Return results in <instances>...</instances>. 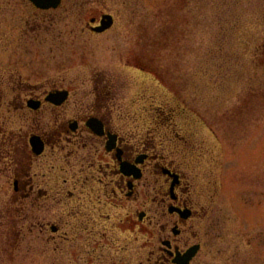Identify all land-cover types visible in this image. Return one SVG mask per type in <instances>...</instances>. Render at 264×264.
I'll return each mask as SVG.
<instances>
[{"label":"rangeland","instance_id":"rangeland-1","mask_svg":"<svg viewBox=\"0 0 264 264\" xmlns=\"http://www.w3.org/2000/svg\"><path fill=\"white\" fill-rule=\"evenodd\" d=\"M97 86L117 130L142 140L149 118L168 123L157 150L208 212L190 221L204 246L191 264H264V0H0V264L153 262L163 219L149 170L135 200L118 198L89 168L102 155L86 134L51 136L38 157L27 146L89 113ZM53 89L70 93L64 106L22 107Z\"/></svg>","mask_w":264,"mask_h":264},{"label":"flooded vegetation","instance_id":"flooded-vegetation-1","mask_svg":"<svg viewBox=\"0 0 264 264\" xmlns=\"http://www.w3.org/2000/svg\"><path fill=\"white\" fill-rule=\"evenodd\" d=\"M89 27H91L90 24ZM97 87L98 90L103 88V86ZM96 89L91 93L94 98L97 96V101L94 102L93 100L92 104L90 103L92 106H89V113L80 114L68 122L58 127L56 126L47 133H29L26 137L27 146L31 148L32 154L38 157L48 147L49 137L51 136H59L60 142L63 137L64 140L71 138L73 145L82 138L83 134H86L93 141L99 143V148H97L96 152L102 155L89 168L93 170L94 164L96 166V163H98L96 166L98 167L96 168L98 170L97 181L104 187L105 182L102 177L108 178L110 176L113 182L112 194L114 196L117 195L118 198L121 196L130 200L135 198L137 184L145 178L147 170H149L151 175L154 176L151 177L155 179V184L160 187L158 194L160 196L158 202L160 209L158 210L160 211L159 215L163 219L161 220L163 221L161 223L162 231L159 234V240L150 251L149 261L153 259L151 264H177L179 258L183 257L188 251H192V257L188 262V264H191L200 255L204 246L202 241L194 240L197 239L198 234L196 235L192 231L193 226L190 221L205 217L208 212L204 207H199L200 203L192 200L190 182L181 167L171 158L157 150L156 134L161 128L167 127L168 123L164 122L156 126L152 119L149 118V123H152L153 126L151 125L147 129V138L137 140L135 135L139 136V132L135 135L125 134L120 129H116L112 110L108 106L111 97L104 91L105 89L99 91ZM53 91L58 90L53 89L47 93L32 94L25 102V106L22 105V107L38 113L44 106L49 105L54 109L64 106L70 98V93L68 92V97L64 102L54 105L46 102L47 94ZM29 102L35 104V107H29ZM132 120L133 124L139 121L134 118ZM169 120L167 119V121ZM32 138H35L36 142H42L43 144V150L39 155H36L33 151ZM22 184V178L17 175L13 184L14 190H21L19 185ZM132 216H137L139 221L148 217L145 211L139 212L136 210L133 211ZM51 231L57 233V226H52ZM85 233L88 234L84 236V239L86 241L92 240L93 244H95L97 243L96 238L99 240L102 238V234L100 235L99 233L104 232L101 230L96 231L91 227L89 230H85Z\"/></svg>","mask_w":264,"mask_h":264},{"label":"water","instance_id":"water-1","mask_svg":"<svg viewBox=\"0 0 264 264\" xmlns=\"http://www.w3.org/2000/svg\"><path fill=\"white\" fill-rule=\"evenodd\" d=\"M38 8H42V9H48V8H55L60 4L61 0H31ZM107 20V21H106ZM102 26L100 28H96L97 32L102 31L103 29L108 28L111 23H112V17L110 15L104 16L102 21ZM67 97V92L66 91H58L56 93H52L47 97V101H50L54 104H60L62 103L63 100H65ZM35 107V105H34ZM34 145V149H36L37 153H40V151L42 150V145H38V144H33ZM190 255H186L184 256L182 259H179L178 264H187L189 259H190Z\"/></svg>","mask_w":264,"mask_h":264}]
</instances>
